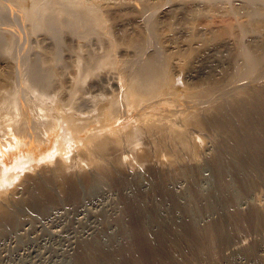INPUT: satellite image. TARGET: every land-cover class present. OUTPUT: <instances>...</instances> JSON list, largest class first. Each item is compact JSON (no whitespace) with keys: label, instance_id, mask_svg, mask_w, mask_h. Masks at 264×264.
I'll return each instance as SVG.
<instances>
[{"label":"bare ground","instance_id":"bare-ground-1","mask_svg":"<svg viewBox=\"0 0 264 264\" xmlns=\"http://www.w3.org/2000/svg\"><path fill=\"white\" fill-rule=\"evenodd\" d=\"M7 1L3 2L0 0V18H3L4 21L8 18L9 21L8 23H3L6 26H0V59L16 60L17 56L15 55L19 54L18 51L20 50L19 47L22 46V40L25 38L24 40L29 42L34 34L37 36L35 42L40 46L39 49L41 50V47H43L45 50L43 52L42 50L36 49V51L34 49L35 52L32 54V58L28 59L29 62L28 64H26L27 62L25 63L26 65L23 69H21L18 60L14 62L19 64L17 72L19 73L20 83L18 84L16 81L17 86L9 82V80L6 86L0 84V127H2L1 123L8 121L5 125L7 128L0 133V218H2L0 219V235H4L10 229L17 227L22 220L28 219L31 211H36L41 215L48 214L56 204L60 203L62 205L63 201H67L70 197L67 198L66 195L71 196L72 193L74 194L73 199L77 201L74 204H78L80 198L83 197L84 201V197L91 196L97 191V188L100 189L111 181L106 182L109 178L105 179V175L101 174L103 172H100V169H96V163H92L95 166H91V171L94 170V172L90 171L92 174L88 176H85V174L87 175L89 171L81 173L82 171L75 169V167L77 168L76 161H74L69 170L61 162H57L54 169L50 166L52 161L59 155L67 157L70 154H73L74 158L82 154L85 157L82 161L86 164H91L94 160L93 155H99V163L97 164H101L102 161L100 159H103L105 161L103 163L109 167V170L107 169L109 174L106 171L108 176L110 175L109 171L113 169L116 172V174H113L114 176L118 174L119 178L120 176L124 178L120 180L130 179L128 175H135L139 169L142 170L143 168L153 169L156 173L161 172L162 175L165 168L167 170L170 168L172 170L169 169L168 176L170 175L172 178L175 177L185 182L182 192H176L169 185H160L153 181L151 185H154V187L150 186L153 189L147 186L150 189L148 193L135 189V193L129 194L130 198L124 202L125 206L129 203L134 204V209L129 215L124 210L121 216L117 215L111 218L108 212L100 211V219L107 222L110 220L120 222L122 235L119 237L108 236V239L105 240V237L99 233L91 236L85 242L84 240L86 239H84V243H79L81 244V254L78 257L79 253L75 254L77 261L75 260L74 264H103L107 260L114 262L116 260L115 257H117L114 254L124 251L132 243L131 229L126 226V219L131 217V215L136 216L140 223L142 222L141 230L150 241H153L154 246L168 254L171 261L167 260L164 264H174L173 258L175 256L178 257L181 264H189V261L184 258H188L189 255L202 257L205 251L211 249V240H217L221 244H229L233 241V235L231 234L232 222L239 219H250V214L245 215L249 211L254 212L257 227L261 223L264 224V207H261L264 202L257 201L256 196L253 198L251 194L256 186L257 179L259 180L261 176H264L258 159H253V155L260 157L259 155L264 147V0H248L249 2L244 0L245 3L250 4V8L246 6V11L234 12L238 13L236 15L246 17V21L241 19L243 16L241 18L239 16L243 22L239 21L240 24L237 27L235 26L234 30L232 27L231 30L233 32L232 34L229 33L231 34L230 37L229 35L227 37L229 40L226 39V41H232V44H234L233 50H230L231 48L229 49L226 44L227 47L225 45L219 48L210 46L211 42L217 41L218 38H226L225 35L228 34V30L226 31L225 29L230 28H224L226 25L222 27L224 31L218 30L213 33L210 31L211 33L207 32L209 34L208 38H201V40L204 39L202 41L204 47L205 45L209 47L198 58H195V55L191 52L195 49L187 47L188 49H193L188 51L196 59L193 60L194 66L191 64V67L197 68V70L200 69L204 73L206 72L203 77L197 78L194 73H199V71L191 70V73H189L191 82L187 87L193 90L192 93H186L180 88L181 86L178 83L180 84L181 80L177 82L180 76L177 78L174 73L172 74L169 71L168 73L166 67L159 64L158 54L155 58L143 59L145 55L143 53L147 48L154 45V36H156H153L156 25H152L151 21L153 19L150 17V14L152 16L150 11L152 9L155 10L156 5L154 4L155 6L153 7L150 5L151 2L150 4L140 2V4L143 3L142 7H140L138 6L139 0H118L131 9L137 7L139 11L137 10L138 13L133 15L132 20L137 24L139 21L146 24H144L145 31L143 32L139 28L140 32L137 31V28L134 27L139 33L135 37L129 34V36L132 35L133 37L131 38V46H127L129 48L123 49L124 51L121 52V59H123L125 64L122 63V66L120 63L122 69L120 67L119 70L123 71V69L125 70L128 67L127 71L129 73H127H131V76L129 78L125 77L127 74L125 75L126 71H123L122 74L124 76L121 75L118 78H114V76L113 78H100L99 73V77L94 76L95 78H92L100 68L118 67L119 63L117 60L119 57L115 56L118 42H114L118 37L114 40L111 37H107L106 44L108 45L106 46L105 44V49H103V43L105 42L99 39L102 35L109 36L114 26L111 29L109 27L111 24L108 27L105 25V21L109 18L105 19L104 14H100L101 12L103 13L102 10L104 8L101 12L98 9H94L96 8L94 6L98 3L97 1H94L96 4H93L94 6L90 5L92 8H89L86 0H84L85 4L81 3L80 0H48L40 3L35 9L23 5L25 10L19 8L21 5L18 7L19 10L14 8L12 5L13 2L15 3L14 0ZM162 1L165 2V0ZM181 1L184 2V0ZM214 1L212 2L214 3ZM94 2L92 1V3ZM110 2L114 1L111 0ZM159 2L161 3L160 0ZM120 3L118 2L117 4L119 5ZM113 4L111 3V5ZM161 5L160 7L163 6ZM229 6H231L230 3ZM127 7L125 8L127 9ZM109 8H112V6ZM118 8L116 11L119 10ZM234 8L237 7L235 6ZM4 9H6L5 12L8 11L9 13H4ZM106 9L108 10V8ZM122 9L124 10V8ZM14 10L21 13V17H14L15 13L18 15V12H14ZM27 11L29 13L25 16ZM110 11L108 13L112 16ZM130 12L132 11L130 10ZM170 13L172 14V12ZM121 15H123L122 11ZM124 16L126 17L122 16L121 18L128 21L127 17L129 16H127V13ZM176 16L178 15H175V18L179 19ZM119 17L120 14L118 15ZM118 18L115 17L116 20ZM18 19L30 23V33L26 31V34L23 35L19 25L15 24L18 23ZM127 21L124 22L127 24ZM235 21L237 22L236 19L233 20V22ZM117 23H115V27ZM232 23L229 24L234 26ZM152 26H155V28L153 29ZM173 27L176 28V26ZM107 28L111 30L107 31ZM210 29L213 28L205 29V31ZM80 32H84L83 37L85 36V38L98 34L99 38L98 35L97 38L102 41V49L105 50V52L102 51L104 53L101 56L98 55L100 57L97 56V59L92 57L95 61L88 64L91 65L90 67H88L86 62H82V65L80 64L83 58H81L82 56L79 57L80 55L78 56L77 52L74 53L76 50L74 51V47L70 43L76 37L82 38ZM202 34H205V37L207 36L206 33ZM105 36L104 38H106ZM250 36H253V38L256 36L257 39H250L249 42H246V38H250ZM194 37L197 38V36ZM108 38L110 39L108 40ZM127 38L130 40L129 37ZM127 38L125 37L126 41L128 40ZM70 39L69 43L72 46L67 43ZM103 40L105 41L106 39ZM219 40L216 42L218 45ZM119 41L121 42V40ZM155 41L157 46H159V41L156 39ZM87 42L89 41L85 42L86 47L88 46ZM96 42L98 43L97 40ZM177 44L179 45L178 42L176 46ZM183 44L180 43V45ZM202 44L200 47L203 46ZM99 46L97 44L96 47L95 44L96 48ZM118 46L121 49V46ZM160 47L155 49L154 46V49L159 51ZM90 48L91 46L89 50ZM154 49L153 47L151 48V50ZM65 50L72 54L70 59H75V55H77V60L79 59L78 66H81V68L77 76L71 81L67 79V85L63 86L56 82L57 71L52 66L63 61ZM148 51L150 50L148 49ZM166 52L168 55V51ZM96 53L97 51L94 55ZM40 54H43V56H40ZM169 54L175 55L178 53ZM117 55L120 56V54ZM183 56L185 57L184 54ZM147 57L150 58L149 56ZM164 57L167 56H163V59H161L164 60ZM23 58L25 57H22V61ZM48 59L55 64L49 66L48 62L45 63V60ZM123 61L121 60V62ZM167 62H169L168 59ZM179 62V64L182 63L181 61ZM162 63L164 64L165 61ZM99 71L101 72V70ZM18 73H16L17 76ZM89 78L90 80L87 81ZM234 80L245 82H243V85L240 82L239 84L241 85L237 86L238 83H235L236 81ZM86 81L91 83L88 86L91 90L98 92L89 101L86 97L87 89H83ZM88 102H92L93 111L86 115L81 111L85 105L90 108ZM205 142L206 144H204ZM123 156H126L128 160L124 159ZM164 156L167 158V163H164ZM65 164L69 165V162H65ZM135 164H140V167H136ZM202 164L209 166L213 172L216 189L219 192L217 195L214 194L215 197L214 195L204 196L195 183L196 178L200 175L198 166H202ZM101 165L106 167L104 164ZM80 166L81 168L84 167L82 163H80ZM100 167L105 169L102 166ZM38 168H42L39 175L30 177V173ZM148 173L151 174L152 172ZM83 174L85 177H82ZM24 176H26V180L21 182L20 180ZM68 176H71V178H68ZM60 178L63 184L58 181ZM134 181L131 182L134 183ZM127 182L129 181L127 180L125 183ZM21 185L18 198L23 199L24 197L26 200L19 204L21 200H14V195L15 189H18ZM136 185L135 187L137 188ZM158 187L164 188L163 192L155 194L153 191H156ZM151 191L152 193H150ZM70 192L71 194H69ZM230 192H232V201L241 197L247 199L244 201L245 203L249 202L250 206L248 207L249 209L246 208V213L238 211L231 213L232 208L229 213L230 203L228 204L225 196L230 194ZM28 193L29 196H25ZM155 195L161 198L167 197L171 200L168 216L162 215L161 200H158ZM121 198L123 200V197ZM70 201L72 202V199ZM128 201L129 203H126ZM66 203L68 204L69 202ZM7 205L10 206L7 208ZM70 205L72 207L73 204L71 203ZM75 208L76 206L73 209ZM177 211L180 212L179 220H177L178 218L173 219ZM214 213H218L219 217L215 218L216 220L213 218L212 228L199 227V224L197 225V219L200 215H213ZM189 233L197 236L192 234L191 236ZM261 245L263 246V244ZM77 252L79 251L77 250ZM254 253L255 249L249 248L246 250L245 258L249 260V257L253 256ZM235 255L236 251L230 255L228 260L230 263L235 260Z\"/></svg>","mask_w":264,"mask_h":264},{"label":"rangeland","instance_id":"rangeland-1","mask_svg":"<svg viewBox=\"0 0 264 264\" xmlns=\"http://www.w3.org/2000/svg\"><path fill=\"white\" fill-rule=\"evenodd\" d=\"M2 1L6 2L7 0H2ZM14 1H15V3L13 2V4H12L14 8H16L17 10H19V8L25 10V8H23L24 7L23 5H25L27 7H30L31 9H35L38 5H40V3L48 1V0H30V1H28V0H14ZM80 1H81V3L85 4L84 0L83 1L80 0ZM92 1L93 2L97 1L98 2L97 3L98 6H96L97 4L95 2L92 3ZM110 1L109 0H106V1L105 0H101V1L100 0H88V1L86 0V2H88L87 4H89L87 7H89V8H92V7H90V5L94 6L95 4L96 5L94 7H96V8H94V7L93 8L94 9H98V11H100V12L104 8L102 10L103 13L101 12L100 14H102V15L104 14L103 16L105 17V19L109 18L108 20L105 21V25L107 27H108V25L111 24L109 27L112 29V26L115 27V23H117L119 21V23L116 24V27L115 28L113 27L112 30L109 29V28L106 29L107 31L111 30L110 33L112 35L109 32H107V33L110 34L109 36L102 35V37L100 36L101 38H99L98 34H94L93 36L92 35L88 36V38H89L88 39L87 37L85 38V36L83 37L84 32H80L82 38L81 37H76V39H73V41H71V39L68 40V41L66 40V41H67V43H69L71 41L70 43L73 45L74 51L76 50L74 53L77 52L76 54L78 56L80 55L79 57L82 56L81 58L84 59V60L82 59L80 64L82 65V62L83 63L86 62V64L88 65V64L92 63L93 61H95V59L100 57L105 52V50H103V49H105V47L108 45V44H106L107 37H111V39L113 38V40L118 37L117 38L118 40L116 39V41L114 40V42H118L117 43V49L119 48V50L116 49L117 52H116L115 56L117 58L119 57L118 59L116 58L119 61L118 65H117L119 68L116 67V66L110 67V68H106V69L105 68L104 69L100 68L99 70H101L102 73L98 70L97 73L95 72L96 74L93 75L92 78H95L97 76L99 77V74H100V78L101 77L102 78H105V77L106 78H113V76H114V78L115 77L118 78L121 75L124 76V74H122L123 71H126V73L124 72L125 75L126 74L129 75V76L126 75L125 77L129 78L131 76V73L128 74L129 73V71H127L128 67L125 68V70L123 69V71L119 70L120 67H121L120 63L121 64L122 63L125 64L123 59H121V57H122L121 56V52L124 51L123 49H127V48H129L131 46V43H132L131 38L135 37V35L138 34L141 30H142V32L145 31L144 30V28H145L144 24L145 23L143 24L142 21H139L138 24H137V23H135L132 20L133 15H136L138 13V11H139L137 9V7H135L134 9H131V8L127 7V5L124 4L125 7H127V9H126L124 7L123 3H120V1L116 0V1H118L120 3L119 5L117 4L118 2H116L115 0H112L114 2H110ZM152 1H153V4H152ZM160 1H161V3L159 2V0H155V1L154 0H143V1L139 0L138 1V6H140V7H142V4H143V3L140 4V2H145V3H149V4L151 2L150 5H152L153 7L155 5L156 6L158 5L157 7L155 6V10L152 9V11H156L157 13L150 11L152 13V16L150 14V17H152V19H153V21H151L152 25L155 24L156 28H157L156 29L155 26L154 27L152 26V28L153 29L155 28V30H156V31L154 30L155 33H153V36L156 35V36H154V38L157 41H159L158 42L159 46H157V44H156L157 42L154 39V45H152V46H150V48L146 49L145 52H147V53H145V52L143 53V55L145 54L144 55L145 57L143 56V59L145 60V58H147V59L155 58V56L158 54L157 58H159L158 60L161 61L163 59V56H167V57H164V60H162L161 62L158 61V60H156V61H158L159 64L162 65L163 67L165 66L167 72L169 71L172 74L174 73V75H176L177 78L180 76L178 81H177V82H179L181 80L180 84L178 83V85L181 86L180 88L186 93H192L193 90H191L190 88L188 89V87H187V85L191 82V80L189 79L190 78L189 77V75H190L189 73H191V70L192 71H199V73H194V75L197 78L201 77V76L203 77L205 75V73H206V72L204 73L200 69L197 70V68L195 69L194 67H191L192 66L191 64H193V66H194V61L193 60L196 57L198 58L200 56V54L203 53V51H206L207 47H209L208 45L207 46L205 45V47H204V44H202L203 43L202 41L205 38L209 37L208 36L209 34H207V32L209 33L210 31H212V33H213V32H216L218 30L219 31L220 30L224 31V29H222V27H224L225 25L226 26L224 28H226V27L229 28L230 27L229 29H227V28L225 29L226 31L228 30V34L225 35L226 38L225 37L224 38L223 37L222 38L221 37L218 38V39H220L219 40V45H218V43H216V42H218V39H217V41L215 40V42H211V44L210 43L209 44L212 47H218V48L222 47V46H224L226 44V45L229 46V49L231 48L230 50H233L234 44H232V41H226V39H228L227 38L228 35H229V37L231 36L234 28H236L237 25L240 24L239 21H242V20L246 21V17H244L243 15H242L243 17L241 15H236L238 13L237 12L234 13V12L235 11H238V12L246 11L247 7L250 4L247 3V2H246L247 3L246 4L244 0H232V1L229 0V3H230L231 6H229L228 0H226V1L225 0L224 1L223 0L222 1L221 0H218V1L215 0L214 3L212 2L213 0H210V1H208V0H203V1L202 0H184V2L181 1V0H178V1L176 0L177 2L175 0H170L171 2L169 0H165V2L162 1V0H160ZM107 2H110V3H107ZM155 2L158 3V4H156ZM231 2L233 4V7H232ZM111 3L112 4L114 3V4L111 5ZM115 3H116V5H115ZM161 4L162 5L165 4V5L162 6ZM109 5H111L112 8H109V7H111ZM160 5L162 7H160ZM178 5H179L180 10L178 8ZM107 6H109V7H107ZM235 6L237 8H234ZM258 6L260 7V5H258ZM245 7H246V10H245ZM106 8H108V10ZM117 8L119 9L118 11H116ZM122 8H124L125 11ZM156 8H157V10H156ZM238 8H240V9H238ZM249 8H250V6H249ZM227 9H229V10H227ZM5 10L6 9H4V13H9L8 11L5 12ZM120 10L122 11L123 15H121V11ZM130 10L132 12H130ZM30 11H34V10H30ZM109 11H110V13H112V16H111V14L108 13ZM227 11H228V13H227L228 16L226 14ZM230 11H232L231 12L232 15H230L231 14ZM14 12H18V11L14 10ZM170 12H172V14H174V15H172ZM28 13L29 12L27 11L25 16H27ZM106 13L109 14V15L107 14L109 17L107 15H105ZM126 13H127V16H129V17H127L128 21L126 19L124 20V18L126 17V16H124V14L126 15ZM153 13H154V15H153ZM183 13L184 14L186 13V14L184 15ZM116 14H117V16H115ZM119 14H120V17L118 18ZM16 15H17V13L14 14V17H16V18L18 17L19 18V17H21L22 14L18 12V15L17 16ZM175 15H178L176 17L179 18V19H176ZM122 16L124 18H121ZM155 16H156V18H155ZM239 16H240V18L242 17L241 18L242 20L239 18ZM115 17L120 19V20H118V19L116 20ZM173 17H174V20H173ZM233 18L236 19L237 22L236 21L233 22V20H234ZM181 19H182V21H181ZM109 20L112 23L111 22L108 23L107 21H109ZM113 20H115V21H113ZM122 20L127 21V24H126V22H124ZM17 21H18V23H15V24L19 25V29L22 30L23 35L26 34V31H27V33L31 32V26H30L29 22H25V21L23 22L21 20L22 21V23H21V21L19 19ZM154 21H156V22H154ZM5 22H7V23L9 22L8 18L5 21H4L3 18H0V24H2L0 26H6L5 24H3ZM106 22H107V24H106ZM133 22H134V24H133ZM170 22L172 24L173 23L174 24L172 25ZM181 22H182V24H181ZM229 23L234 24V26H231V24H229ZM178 24H180V25H178ZM227 24H228V26H227ZM22 25H23V27H21ZM142 26H143V28H142ZM173 26H176V28L173 27ZM134 27H136L137 29L134 28ZM193 27H194V29H193ZM138 28H139L140 31L138 30ZM208 28H213V29L205 31V29H208ZM231 28L233 30H231ZM135 29L137 31H139V32H137ZM23 30H25V31H23ZM230 30H231V32H230ZM131 32H133V33H131ZM202 33H206L207 36L205 37V34L203 35ZM229 33H231V34H229ZM113 34L116 35V36L113 37L114 36ZM129 34H132L133 37H132V35L129 36ZM200 34H202V35H200ZM95 35H96V38H95ZM97 35H98L99 39H102V41L105 42V43H103V45H104L103 49H102V44H101L102 41L98 40ZM104 36L106 38H104ZM194 36H197V38H199V36H200V38L198 39L199 41ZM32 37H33V39H32ZM125 37L126 38L129 37L130 40L127 38L128 40L126 41ZM156 37H158V38H156ZM202 37L204 39L201 40ZM94 38L98 41V43L96 42V40ZM24 39L22 40V42H23L22 46H21L22 48L19 47V49H20L18 51L19 54L17 53L18 55H21V56L18 57V55H15L19 59L17 57H16V60H13V61L0 59V84H2L3 86L7 85L8 80H9V82H11V83H13L14 85L17 86V83L18 84L20 83L19 82V73L17 72V66L20 64L21 69H23V67L26 64H28L29 60L32 58V56H33L32 54H34L35 50L36 49L40 50L39 49L40 46H38V44L35 42L36 39H37V36L35 34L31 36V39L29 40V42L26 40L27 43H26V41ZM103 39H106V40L104 41ZM109 39L110 38H108V40ZM250 39L251 40L252 39H257V37L256 36H255V38H253V36H250V38L247 37L246 38V42H249ZM260 39H261V37H260ZM90 40H91V42H90ZM93 40H95V41H93ZM119 40H121V42L123 41L122 45H121V42ZM200 40H201V42H200ZM86 41H89V42H87V45L89 47L91 46L90 50H89L88 46L86 47V43H85ZM92 41L95 42V43L93 44ZM184 41H186V42H184ZM190 41H191V43H190ZM196 41L198 43H200V44L198 45V43ZM76 42H77V44H76ZM174 42H176V43L178 42L179 45L177 44V46H176V43H174ZM228 42H229V44H228ZM89 43H91V44H89ZM180 43L181 44L184 43L186 45L183 44L184 45L183 46V45H180ZM187 43H188V45H187ZM189 43H190V45H189ZM92 44H93L94 47L92 46ZM95 44H96V47H97V44H98V46L100 45L99 46L100 48L99 47H98L99 49L96 48ZM105 44H106V46H105ZM194 44H195V46H194ZM201 44L203 46L200 47ZM24 45H25V47H24ZM118 45L121 46V49H120V47ZM216 45H218V46H216ZM226 45H225V47H227ZM124 46H125V48H123ZM127 46H129V47H127ZM154 46H155V49L157 47H160V46H162V47H160V50L157 49L159 51H156L154 49ZM185 46H186V48L187 47L188 48H194L195 50L188 49V48L186 49ZM196 46H197V48H196ZM29 47H30V49H29ZM152 47H153L154 50H151ZM184 48H185V50H184ZM148 49L150 51H148ZM41 50L44 52L45 48L41 47ZM88 50L91 51L90 54H89ZM165 50L168 51V55L169 56L167 55V52ZM178 50L181 51L182 54L179 53ZM188 50L189 51L193 50L191 52H193V54L195 55V58H194V55L191 56L192 53L190 52L191 53L190 54ZM198 50L200 51V53H199ZM65 51H64V55H63L64 56L63 57V61L58 62L55 66H52V65L55 64L54 62L51 63L49 61V59L45 60V63L48 62L47 64L49 66L55 67V69L57 71V73H56L57 76H55L56 82L59 85H63V86L67 85V79L70 80V81L73 80L74 77L77 76V74L79 73L80 68H81V66H78V60L79 59L77 60V55H75V59L74 58L70 59V55H72V54L68 53L67 50H65ZM92 51L94 53L97 51L96 55H94V53ZM102 51H104V52H102ZM151 52H152V54H151ZM153 52H154V54L156 52V54L154 55ZM164 52H166V53L164 54ZM65 53H67V54H65ZM91 53H92V55H91ZM169 53H178V54L171 55ZM196 53H198L199 55L196 54ZM117 54H120V56L117 55ZM183 54L185 55V57L183 56ZM41 55L43 56V54H40V56ZM98 55H100V56H98ZM151 55H153V56H151ZM159 55L162 56V57H160ZM170 55L172 56V58H171ZM147 56H149V57L151 56V57L148 58ZM173 56H175L176 58L173 57ZM22 57H25V58H23V61H22ZM92 57H94L95 59L92 58ZM66 58L69 59V60L67 61ZM165 58H166V60H165ZM188 58H190V59H188ZM167 59H168L169 62H167ZM185 59H187V60H185ZM17 60H18L19 64L18 63H16V64L14 63V62H17ZM121 60L123 62H121ZM163 61H165L164 64L162 63ZM179 61H181L182 63L179 64L180 63ZM86 64H85V66H86ZM123 64H122V66H123ZM178 65H179V67H178ZM90 66L91 65H88V67H90ZM191 68H193L194 70L191 69ZM116 69H117V71H116ZM121 69H122V67H121ZM189 70H190V72H189ZM200 72H203V73H200ZM16 73H18V76H17ZM23 73H25V72H23ZM116 74H117V76H116ZM14 76H16V77H14ZM14 78L16 79L15 81H14ZM89 80H90V78L87 81H89ZM16 81H17V83H16ZM87 81L83 85L84 86L83 89L84 90L87 89L86 90V92H87L86 97H87V99L89 101V99L92 100V97L96 96V93H98V92H95V91L91 90L88 87L89 84H91V83L90 82L88 83ZM234 81H236L235 83H238L237 86L241 85V84H239L241 81L240 82H239V80H234ZM243 82H245V81H243ZM243 82H241L242 85H243ZM263 86H264V82H263ZM88 103L90 104V108H88V106L85 105L84 108L81 111V112H84L86 115L88 113H90L91 111H93L92 110L93 107L91 106L92 102L91 103L88 102ZM6 123H8V121L1 123L2 127H0V133L4 132L5 128H7V126H5ZM208 139H210V138H208ZM210 140H212V139H210ZM204 144H206V142ZM127 155H128V152H127ZM95 156L94 155L92 156L94 158V160L91 162V164H86L85 162L82 161V160L85 159V157L82 154L77 155L76 158H74L73 154H70V156H67V157L59 155L57 158H55L52 161L50 166L53 169L56 167V163L57 162H61V163H63L65 165L64 167L67 170H69V168L73 165L74 161H76V163H77V168L75 167L76 170L82 171L81 173H83V171H85V173H87L89 171V173H87V175L84 173L85 176H88V175H90V174H92L94 172V170L91 171V168H92L91 166L94 167L95 165H93L92 163H96V166H95L96 169H98V170L100 169V172H103L101 174L103 176L105 175L104 176L105 179L109 178L106 182H108L109 180H111V181L106 183L104 185V187L101 186L102 188H100V189L97 188V191H95L94 194H92L91 196L84 197V201H83V197L80 198V200L82 199V201L78 200V202H79L78 204L77 203L74 204V202H77V201H75L73 199L74 198V194L72 193L73 194V196H72V194L70 192L69 194H71L72 198H71V196L66 195L67 198L70 197V198H68L69 200L67 199V201L66 200L63 201L62 205H60V203L58 205L56 204L55 207L51 208V211H49L48 214L41 215V214H39L36 211L35 212L31 211L30 214H29L28 219L22 220V222L17 227H15L14 229H10L4 235H0V264H74L75 260L77 261V257L80 256V254H81V252H80L81 244L84 243L85 241H87L88 238L90 239L91 236L100 233V234H102L105 237V240H107L108 236H117V237H119L120 235H122L121 234V224H120V222H117L116 220L115 221L110 220V221L107 222L105 220L100 219L99 218L100 217L99 216L100 215V211L108 212L110 214L111 218H113L112 216H117V215L121 216V214L123 213L124 210H126L127 214L129 215L131 213V211L134 209V204L133 203H129V201L126 202V203H129L128 205H126V206L124 205V202L127 201L130 198L129 194L132 195L133 193H135V189H140L142 192L148 193V191H150V189H153L152 187L150 188V186L154 187V185H151L152 181L153 182H157V184L159 183L160 185H162V184L169 185V187L170 186H171V188L173 187V190H176V192H182V190H184L183 188L185 186V184H184L185 182L183 180L175 178V177L172 178V177H170V175L169 176L167 175V173H168L170 168L168 170H167V168H165V170L163 172V175L161 174V172L156 173L155 170H153V169H148V168H143L142 170L139 169V171L137 173L138 175L137 174L128 175V177L130 176L131 180L130 179H125L126 181L127 180L129 181V182L125 183L126 182L125 180H120V179H124V178H122L121 176L119 178L118 174L115 175L116 177L113 175L114 173L116 174V172H115V170L113 171L112 168H111L112 170L111 169L110 170L113 171V172L111 173V171H109L111 176L110 175L108 176V174H109L108 173V170H109L108 165H105V163H103V161H104L103 159H100L102 161V163H101V161H100V163L104 164L107 168L104 167L101 164H97V163H99V157H98L99 155L96 154ZM259 156L260 157L258 158L257 156L253 155V159L254 160L258 159V162H259V164H260V166H261V168L263 170V173H264V147L262 149V153H260ZM123 158L126 159L127 157L123 156ZM163 159L165 160L164 163H167V160H166L167 158H165V156L163 157ZM259 159H261L262 161L259 160ZM126 160H128V159H126ZM65 162H69V165L65 164ZM80 163H82V165L84 167L81 168ZM100 166L104 167L106 170L101 168ZM135 166L136 167H140V164H135ZM98 167H100V168H98ZM198 169H200V175H199V177L196 178V181H195L196 185H198V187H199L198 190L204 196H212L214 194L217 195V193H219V192H218V189H216V187H217L216 186V181L214 179V175H213V172H212L211 168L209 166H205L204 164H202V166H198ZM41 170H42V168H38L36 171L31 172L30 173V177L31 176H35V177L38 176L39 173L41 172ZM102 170H105V171H102ZM170 170H172V169H170ZM106 171H107L108 174L106 173ZM148 172H152V173L149 174ZM84 174H83V176L82 175L81 176L85 177ZM69 175H71V174L69 173ZM68 178H71V176H68ZM24 180H26V176H24L23 179L20 180V181L23 182ZM134 180L136 182H138L139 184L136 183ZM58 181L61 182V183L59 182L60 184H63V181H62L61 178ZM131 181H134V183L131 182ZM123 184H124V186H123ZM255 184H256V186L254 187V190L252 191L254 194L251 193L252 197L255 198V196H256V200L257 201L264 202L263 201L264 200V176H261V179H259V180L257 179V182ZM255 184H253V185H255ZM132 185H133V187H132ZM135 185L137 186V188L135 187ZM128 186H130V187H128ZM21 187H22V185L18 189H15V195H14V200H16V199H18L19 201L21 200L19 204H21L23 201L26 200L24 197H23V199L22 198L21 199L18 198ZM161 187H163V186H161ZM161 187H158V189L156 191H153V192H155V194L163 192L164 188L161 189ZM141 188H143V189H141ZM71 190H73V189H71ZM150 193H152V191ZM231 193L232 192H230V194H227L225 196L227 198L228 204L230 203L229 204V206H230L229 207V213H230V209L231 208H232L231 213H233V211H236V212L238 211L240 213L241 212L242 213L243 212L246 213L247 212L246 208H248L250 206L249 205L250 203L249 202L245 203V201L247 199H243L242 197L232 201V199H231V197H232L231 195L232 194ZM215 195H214V197H215ZM25 196H29V193L26 194ZM257 196H258L259 199L257 198ZM121 197H123V200H122ZM159 197H157V199L161 200L160 203H162L161 204L162 205V209H161L162 215L168 216L169 213H170L169 206H170L171 200H169V198H167V197H163V198H161V197L159 198ZM260 198H261V200H260ZM71 199H72V202L70 201ZM66 202H69L70 204L72 203L73 204L72 207H71V205L69 203L67 204ZM79 204H81V205L77 206ZM260 204H263V203H260ZM9 206L10 205H7L6 207L8 208ZM75 206H76V208L73 209ZM261 207H264V204ZM247 214L248 215L250 214V216H251L250 219H248V220L247 219L246 220L245 219H243V220L239 219V220H236L235 222H232V229H231V234L233 235V241L232 242H230L229 244H224V243L221 244L217 240H215V241L211 240V242H210L211 249L208 250V251H205V253H204V255L202 257H200L199 255H189L188 258H184V259H187L189 261L188 262L189 264H233V263L234 264H264V224L261 223V225L259 224L260 226L257 227V225H256V216H255L254 212L253 211H251V212L249 211V213H246L245 215L247 216ZM97 215H98V217H97ZM218 217H219L218 213H214L213 215L212 214L211 215L202 214L197 219V221H198L197 225L199 224V227L201 226V227H211L212 228V226H213L212 225L213 224L212 223L213 218H214V220H216L215 218H218ZM175 218L176 219L178 218L177 220L180 219V212L177 211L176 216H173V219H175ZM203 218H204V220H203ZM206 218L207 219L209 218V219L207 220ZM0 219H2V218H0ZM201 222H202V224H201ZM126 226H129V228L131 229V233H132V236H131L132 243H131V245H128L127 249H125L124 251H119L117 254H114V255L117 256V257H115L116 260L114 262H110L109 260H107L103 264H164L167 260L171 261V259L169 258L168 254L165 251H163L162 249H158L157 246H154L153 241H150L146 237L144 232H142V230H141L142 222L140 223V220L137 219L136 216H132L131 215V217H128V219H126ZM186 226L188 227V225H186ZM255 229H256V231H254ZM191 234L192 233H189V235H191ZM193 236H197V235H193ZM84 239H86V240H84ZM83 240H84V242H83ZM79 243H81V244H79ZM261 244H263V246ZM260 245H261V247H260ZM153 248H155V249H153ZM156 248H157V250H156ZM249 248H254L255 249V253L253 254V256H250L249 260H248L247 258H245V253H246V250H248ZM77 250L79 252H77ZM234 251H236L235 260L230 263L228 260H229L230 255ZM75 254L76 255L78 254L77 257H76ZM173 261H174V264H181V261L178 259L177 256H175L173 258ZM211 261H212V263H211Z\"/></svg>","mask_w":264,"mask_h":264}]
</instances>
